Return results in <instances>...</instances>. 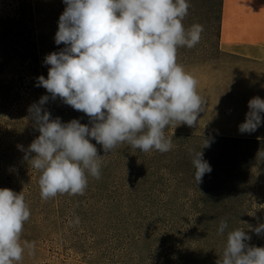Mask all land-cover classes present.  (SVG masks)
<instances>
[{
    "label": "clouds",
    "instance_id": "obj_1",
    "mask_svg": "<svg viewBox=\"0 0 264 264\" xmlns=\"http://www.w3.org/2000/svg\"><path fill=\"white\" fill-rule=\"evenodd\" d=\"M55 44L64 47L44 58L48 75L38 76L43 95L29 107L30 119L40 134L24 149V160L39 172L41 198L58 194L83 195L88 177L101 178L102 157L127 143L148 153H167L173 148L165 128L184 124L198 126V116L207 101L197 92V79L177 63L178 47H195L204 31L202 24L186 29L190 0H63ZM59 98L63 104L84 113L63 122L44 107ZM240 133H254L264 123V99L248 101ZM214 138L203 136L199 150L189 149L196 184L212 168L203 148ZM94 140L96 143L93 144ZM101 145L104 155L98 153ZM34 154V155H33ZM264 159V150L257 153ZM30 210L22 192L0 188V264H18L25 250L34 255L36 242L21 243L24 222ZM75 216L70 224L78 225ZM264 234V223L247 227ZM227 232L226 245L217 264H264V247L250 245L243 228L229 230L221 219L217 234Z\"/></svg>",
    "mask_w": 264,
    "mask_h": 264
},
{
    "label": "trees",
    "instance_id": "obj_2",
    "mask_svg": "<svg viewBox=\"0 0 264 264\" xmlns=\"http://www.w3.org/2000/svg\"><path fill=\"white\" fill-rule=\"evenodd\" d=\"M33 10L34 0H0V188L22 192L25 198L30 217L21 233L24 241H35L36 246L56 244L66 256L83 264H137L143 254L149 255L151 264H196L200 258L198 224L155 222L161 213L151 204L185 206L195 220L201 218L205 189L219 178L211 171L201 183L194 180L189 149L199 150L203 136L165 132L174 145L167 153H144L125 142L104 155L97 144L98 153L104 155L100 179L89 176L83 195L41 198L39 172L28 165L25 152L18 148L27 149L39 136L28 110L41 96L50 95L36 86V78L46 73L40 64ZM60 104L59 98L49 99L44 107L52 118L88 123L84 113L72 107L62 109ZM207 138L214 139L202 149L204 159L216 169L223 161L219 150L225 138ZM75 216L80 218L78 225L70 224ZM102 242L116 247L106 251Z\"/></svg>",
    "mask_w": 264,
    "mask_h": 264
},
{
    "label": "rangeland",
    "instance_id": "obj_3",
    "mask_svg": "<svg viewBox=\"0 0 264 264\" xmlns=\"http://www.w3.org/2000/svg\"><path fill=\"white\" fill-rule=\"evenodd\" d=\"M190 4L189 14L182 23L186 29L193 24H202L204 31L195 47H178L177 63L197 79V92L206 99L207 108L204 113L199 114L197 127L171 125L166 127L164 132L225 138L219 150L223 161L216 169L211 167L219 178L214 181V186L209 185L205 189L206 202L200 208L203 211L198 221L192 215L193 211L187 210L185 206L169 204L158 208L156 202L150 204L156 209V213H161L160 216L154 217L155 222L164 221L173 225L198 224L196 226H199V231L196 235L200 258L196 264H217L227 238V232L223 236L217 234L221 219H227L229 230L245 229L251 237L248 241L250 245L264 247V234L257 235L247 228H255L264 223V159L257 158V153L264 150V123L251 134L240 133L238 129L249 110L248 101L256 96L264 99V95H239V89L257 87H248L243 84V79L240 80V52L220 46L221 0H190ZM64 9L63 0H34L36 36L45 78L50 67L44 64L45 56L64 47L63 44L56 45L54 40L58 20ZM60 105L62 109L71 107L62 101ZM83 117L88 120L86 115ZM237 134L247 138L237 137ZM159 162L160 166H163V161ZM144 202L143 205H150ZM164 208L167 209L166 212ZM139 218L140 222L143 216ZM192 240L191 237L188 241ZM23 242L21 234V243ZM102 244L105 245L106 242ZM107 244L106 251H112L116 247L110 245V249ZM49 245L50 247L36 246L34 255H29L25 250L24 257L18 264H83L72 256H66L56 244ZM138 260L147 264L152 262L149 255L145 257V254L138 256L136 261L139 263Z\"/></svg>",
    "mask_w": 264,
    "mask_h": 264
},
{
    "label": "crops",
    "instance_id": "obj_4",
    "mask_svg": "<svg viewBox=\"0 0 264 264\" xmlns=\"http://www.w3.org/2000/svg\"><path fill=\"white\" fill-rule=\"evenodd\" d=\"M220 19V46L240 52V80L257 87L239 95H264V0H221Z\"/></svg>",
    "mask_w": 264,
    "mask_h": 264
}]
</instances>
